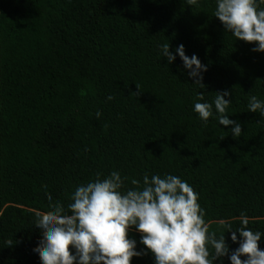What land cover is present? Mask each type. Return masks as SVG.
<instances>
[{
	"label": "trees",
	"instance_id": "1",
	"mask_svg": "<svg viewBox=\"0 0 264 264\" xmlns=\"http://www.w3.org/2000/svg\"><path fill=\"white\" fill-rule=\"evenodd\" d=\"M214 9L215 0H0V264H42L35 214L112 171L125 188L145 174L186 181L230 250L241 213L264 233V117L247 109L250 96L264 100V52L225 32ZM161 44H183L207 65L204 88L179 56L158 55ZM223 90L237 138L192 111L197 92L211 102ZM257 243L264 250V235Z\"/></svg>",
	"mask_w": 264,
	"mask_h": 264
},
{
	"label": "clouds",
	"instance_id": "2",
	"mask_svg": "<svg viewBox=\"0 0 264 264\" xmlns=\"http://www.w3.org/2000/svg\"><path fill=\"white\" fill-rule=\"evenodd\" d=\"M185 3L199 5L200 0ZM213 16L225 32L245 42H255L251 50L264 52V0H215ZM158 48V55L169 64L179 56L182 70L193 85L204 88L207 65L196 54L186 55L183 44L175 47V54L169 44ZM229 95V90L216 92L208 102L203 93L197 92L192 111L204 126L209 118L219 125H231L230 132L237 138L242 129L226 114L231 103L226 99ZM247 109L264 117V100L250 96ZM95 115L99 119L101 113L97 111ZM131 183L136 187L125 188L119 171L104 178L97 173L94 180L76 186L66 206L53 205L49 197L50 210L35 214L34 227L42 238L33 253L42 264H130L133 257L149 252L154 264H214L217 260L224 264L226 256L230 264H264V250L257 243L264 233L248 228L244 213L240 214V226L230 232L231 241L239 246L230 250L224 234L217 236L209 231L198 193L186 181L172 174H145L142 186L137 180ZM225 228V232L233 229L230 224ZM130 231L139 233V243L146 247L137 250V240L129 235Z\"/></svg>",
	"mask_w": 264,
	"mask_h": 264
}]
</instances>
